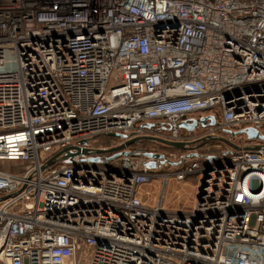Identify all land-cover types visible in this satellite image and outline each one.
Listing matches in <instances>:
<instances>
[{"label": "built area", "instance_id": "obj_1", "mask_svg": "<svg viewBox=\"0 0 264 264\" xmlns=\"http://www.w3.org/2000/svg\"><path fill=\"white\" fill-rule=\"evenodd\" d=\"M245 128L264 135V0H0V264H264L263 141L216 164L154 142L47 166L101 135ZM198 174L189 210L138 196Z\"/></svg>", "mask_w": 264, "mask_h": 264}, {"label": "rangeland", "instance_id": "obj_2", "mask_svg": "<svg viewBox=\"0 0 264 264\" xmlns=\"http://www.w3.org/2000/svg\"><path fill=\"white\" fill-rule=\"evenodd\" d=\"M263 131V130H262ZM199 134V133H198ZM197 134V135H198ZM149 134L143 133L141 135L138 136H147L148 137ZM197 135H193L190 136V141H195L191 144H189V148L185 150L186 152H190V153H200L203 155H208V156H216V157H222L223 153L232 151L233 149L228 146L227 144L220 142V141H213V142H207L205 145L203 144L204 140H197L198 138ZM136 137V136H135ZM218 137H222L223 139H226L227 141H231L234 145L237 146H242L239 145L241 144V141H239L238 138H234V136H232L231 138H227L226 136H218ZM134 136L130 139H133ZM125 140H112L110 138H108L106 135H101L99 137H95L94 139H91L89 141V145L93 146L96 150H101V149H114L117 148L119 146L122 145V143H124ZM143 141H139L137 142L139 144V146H143L145 144L142 143ZM144 142H149V141H144ZM153 142V141H150ZM154 143V142H153ZM247 142H244L243 144H245ZM136 144V143H133ZM104 145H109L108 146H104ZM112 145V146H110ZM157 145V144H156ZM133 146V145H131ZM131 146H128L127 148L124 149L125 150H129V148ZM136 146V147H139ZM169 148H172L170 146H168ZM141 148V147H139ZM145 149V148H144ZM158 149L160 151H162L163 153L168 152L166 151V149L164 150V148L159 145ZM234 151V150H233ZM177 155H180V153H176ZM107 156V154L105 155ZM203 160V158H202ZM220 160V158H217V160L214 162L215 164L218 163ZM205 162H207V160H205ZM5 167L9 166L8 163L4 164ZM169 169H172L171 166L168 165V167L162 169V171L164 170L167 171ZM172 180H174L173 177H171L168 181V183L166 184L165 187H163V183L161 178H156L154 180H152V182H157V186H151L150 184L147 185H143V189L147 191V194L145 195V201L148 203V206H153L158 204L161 201L162 207H164L166 210H170L173 212H183L185 210H189L190 208L193 207V203H194V199L197 198L198 195V185L200 183V181L202 180V177L200 174L198 175H192V176H187L186 180L184 182H186V185H184L182 188L179 189V192L177 193L175 191V189H178L177 187L173 188L174 182H172ZM151 183V182H150ZM172 184V185H171ZM150 185V186H149Z\"/></svg>", "mask_w": 264, "mask_h": 264}, {"label": "water", "instance_id": "obj_3", "mask_svg": "<svg viewBox=\"0 0 264 264\" xmlns=\"http://www.w3.org/2000/svg\"><path fill=\"white\" fill-rule=\"evenodd\" d=\"M210 121L209 125L213 126H217L218 124L216 123L215 121V118L212 116V117H203L199 120H192L191 123H186L184 121L181 122V124L179 125V127H183L185 128L186 130L188 131H191L195 128H197V125H200V126H204L205 125V122L206 121ZM153 126V124H149V126H147L148 128H151ZM224 134L226 135H232V136H238V135H245L246 136V139L248 141H263L264 142V135L263 134H259L258 131H256L255 129H252V128H245V130H240V131H237V132H233L231 130L229 131H224ZM108 137H111V138H120L122 140H125L124 143H122L121 146L117 147V148H114V149H101V150H95L94 152H89L87 149L85 150H80L78 148H69V150H66V151H63V152H60L58 154H56L53 158H51L48 163H47V166H52L54 165V163H58V162H70V158L74 155H77V154H94V155H101V154H106V153H114L115 155L111 158H109V160H115L116 158H118V156L120 155H129L128 152L124 151L125 148H127L128 146H131L133 145V143H137L139 141H153L155 143H161L163 145H167V146H170L174 149H177V150H187V149H190L189 148V143H175V142H171V141H167V140H163V139H160V138H157V137H153V136H149V137H145V136H137V137H134L133 139H130L128 138L126 135H123V134H109ZM213 141H220V142H223L225 144H227L228 146H230L234 151L236 152H241V151H245V150H249V151H256L260 148V146H253V145H245V146H237V145H234L231 141H227L226 139H223L222 137H213V138H208L204 141V145L207 143V142H213ZM86 142H83L82 145H85ZM145 157L147 158H152V159H158V160H162V163H163V160H165L163 158L162 155L160 154H155V153H149V154H145L144 155ZM198 158L200 157L199 154H191V155H188V158ZM207 159V163L210 164L212 163L214 160H216V157L213 156V157H206ZM90 161L92 162H95V163H102L101 159L99 157H94V158H90ZM155 165V162L154 161H150L148 167H154Z\"/></svg>", "mask_w": 264, "mask_h": 264}, {"label": "trees", "instance_id": "obj_4", "mask_svg": "<svg viewBox=\"0 0 264 264\" xmlns=\"http://www.w3.org/2000/svg\"><path fill=\"white\" fill-rule=\"evenodd\" d=\"M108 137V136H107ZM108 138H110V139H112V140H122V139H120V138H111V137H108ZM143 144H145V145H143V146H139V144L138 143H136V144H133V146H131V148H133V147H136V146H139V147H141V149H148L149 148V146H151V145H153L154 143H152V142H142ZM104 146H108L109 147V145H104ZM110 146H112V145H110ZM138 147V148H139ZM164 148V150L166 149L167 151H170V152H174V153H180V155L181 154H183V153H187L185 150H177V149H174V148H169V147H163ZM199 154V156L200 157H203V156H206V155H203V154H200V153H198ZM208 156V155H207ZM198 160V159H197Z\"/></svg>", "mask_w": 264, "mask_h": 264}, {"label": "crops", "instance_id": "obj_5", "mask_svg": "<svg viewBox=\"0 0 264 264\" xmlns=\"http://www.w3.org/2000/svg\"><path fill=\"white\" fill-rule=\"evenodd\" d=\"M172 182H174V185H173V188L172 189H174V187H177L178 186V189H175V191L178 193L179 192V189L180 188H182L184 185H186V182H184V181H182V182H177L176 180H172ZM150 185L151 186H157V182H151L150 183ZM149 185V186H150ZM172 185V184H171ZM137 192H138V196L142 199V201L147 205L148 203L145 201V195L147 194V191H146V189L144 190L143 189V186H141L138 190H137ZM194 201H195V199H194ZM194 204V203H193Z\"/></svg>", "mask_w": 264, "mask_h": 264}]
</instances>
